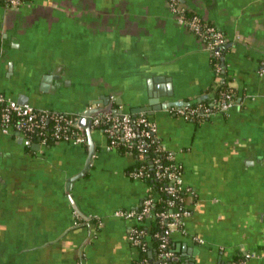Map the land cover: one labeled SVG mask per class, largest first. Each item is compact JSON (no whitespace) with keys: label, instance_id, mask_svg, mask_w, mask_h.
Segmentation results:
<instances>
[{"label":"crops","instance_id":"obj_1","mask_svg":"<svg viewBox=\"0 0 264 264\" xmlns=\"http://www.w3.org/2000/svg\"><path fill=\"white\" fill-rule=\"evenodd\" d=\"M178 2L227 35L228 112L195 122L162 107L212 100L220 89L209 51L168 0H28L19 9L0 1V93L80 117L113 103L137 114L156 101L143 112L192 190L184 232L171 236L172 264H264V0ZM162 85L171 93L152 98ZM91 135L88 162V141L26 147L17 133H0V264L142 258L127 239L132 222L114 212L139 207L149 186L127 173L134 155L108 151L97 129Z\"/></svg>","mask_w":264,"mask_h":264},{"label":"built area","instance_id":"obj_2","mask_svg":"<svg viewBox=\"0 0 264 264\" xmlns=\"http://www.w3.org/2000/svg\"><path fill=\"white\" fill-rule=\"evenodd\" d=\"M0 1L14 9H19L28 2V0ZM168 2L171 12L176 15L178 21L203 42L212 61H215L213 70L220 78V86H225L217 102L210 105L200 104L196 107H192L189 103L170 107L169 110L192 121H195L196 115L200 114L196 122L204 121L218 113L228 112L235 104V93L224 72V46L227 43V35L222 29L207 23L198 14L188 15L187 8L178 0H168ZM258 73L264 75V61L261 62ZM111 98L114 100V96ZM89 119L91 129H97L106 136L105 148L108 151L122 149L126 154L134 155L139 161L146 160L148 153L153 152L149 161L154 166L153 176L160 181H167L162 189L169 195L168 208L156 212L154 216L163 227L161 232L155 233L160 241L158 258L160 264H172L174 251L169 248L171 236L177 231L184 232V221L192 214L185 203L186 194L192 193V190L184 182L183 166L176 160L175 153L162 143L156 121L146 112L132 114L109 108L93 112ZM0 133L5 135L17 133L26 147H31L33 144L47 147L51 143L61 141L86 144L88 141L86 127L80 123V115L38 108L30 103H21L3 93H0ZM127 173L132 179L143 181L145 177L152 175L147 171L145 164ZM153 205L154 199L148 192L139 207L119 209L114 212V216L132 222L127 229V239L137 248L145 249V239L150 238L141 225L148 216L152 215ZM193 239L198 242L203 241L199 237ZM137 264L154 263L141 258ZM231 264H246V259L234 260Z\"/></svg>","mask_w":264,"mask_h":264},{"label":"trees","instance_id":"obj_3","mask_svg":"<svg viewBox=\"0 0 264 264\" xmlns=\"http://www.w3.org/2000/svg\"><path fill=\"white\" fill-rule=\"evenodd\" d=\"M189 14V13H187ZM214 60L212 61V63L214 64ZM225 89V86H220V89L218 90V92L216 93V96L214 99L210 100V99H205L202 100L200 102H194V103H190L192 107H196L199 106L200 104L202 105H210L213 102H217L218 99L220 98L221 92ZM232 89V88H231ZM233 90V89H232ZM234 92V90H233ZM118 105L116 103L112 104V108H116ZM200 118V114H197L195 119V122ZM119 151L123 152L122 149H119ZM153 155V152H149L148 153V158L146 160L143 161H137V164L135 167L131 168L129 171L134 170L139 168L142 164L146 165V169L149 173H151V176H147L144 178V181L147 182L148 186H149V194L150 196L154 199V205L152 207V215L148 216V218L145 220L144 224L141 225V228L144 229L150 236L149 239H145L146 242V248L142 249L141 247L140 252L142 254V258H146L148 260L153 261L154 264H160V260L158 258V254H159V239L155 236V233L157 232H161L163 227L160 224V222L158 221L157 217L155 216V213L162 210V209H166L168 208L167 202L169 199V195H167L164 190L162 189L166 184L167 181L163 180L160 181L156 178H154L153 173H154V166L151 165V163H149L151 157ZM183 195H185L183 193ZM169 248H172V244L170 243ZM238 260V259H236Z\"/></svg>","mask_w":264,"mask_h":264},{"label":"water","instance_id":"obj_4","mask_svg":"<svg viewBox=\"0 0 264 264\" xmlns=\"http://www.w3.org/2000/svg\"><path fill=\"white\" fill-rule=\"evenodd\" d=\"M156 90H158V92L156 90H153L150 91V96L153 98H156L158 96V94L160 96H164V95H168L171 93V89L169 86L167 85H162V86H156L154 87ZM220 88V86L218 87ZM155 102L156 101H151L150 100V105L147 106V107H144L142 108L143 111H151L152 109H155ZM177 102H167V103H164L162 104V107L164 108H167L168 106H174L176 105ZM180 105H183V102L180 103ZM98 109H90L86 112H83L82 116L80 117V123L86 127V133H87V137H88V144H89V149H90V152H89V158H88V162L90 161L92 155L94 154V151H95V145H94V142H93V138H92V135H91V126H90V119H89V116L97 111ZM108 110V109H106ZM81 174H78L77 176H74L73 178L70 179L69 181V184H68V187H70V182L74 181L75 179H77L79 176H81Z\"/></svg>","mask_w":264,"mask_h":264}]
</instances>
